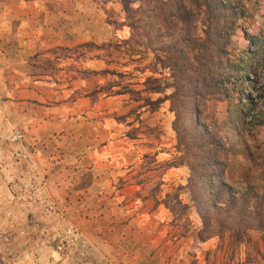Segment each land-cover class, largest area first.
Returning <instances> with one entry per match:
<instances>
[{
    "label": "rangeland",
    "instance_id": "1",
    "mask_svg": "<svg viewBox=\"0 0 264 264\" xmlns=\"http://www.w3.org/2000/svg\"><path fill=\"white\" fill-rule=\"evenodd\" d=\"M46 1L57 9L66 5ZM81 6L87 11L73 24L62 17L48 23L41 15L25 20L13 6L18 17L9 30L0 29V255L10 263L25 240L16 232H36L48 223L59 227L49 241L57 251L68 223L88 226L90 196L99 192L83 189L103 172L110 185L103 195L120 207L117 227L135 215L155 220L147 230L152 242L167 248L168 264H264V243L255 230L247 231L251 242L236 248L228 234L203 244L197 237L201 220L184 187L197 173L191 166L201 162L203 145L201 152L213 156L214 179L238 188L260 184L264 192V0H245L225 52L210 57V69L223 73L216 76L220 89L209 95V88L187 82L202 74L193 52L186 50L185 64L192 68L185 71L178 69L180 61L168 60L175 35L165 34L159 20L137 12L131 29L121 0H76ZM23 21L32 28L48 24L69 44L43 46ZM188 93L205 96L188 101ZM207 136L226 150L208 144ZM66 179H75L74 188L58 190ZM174 192L188 205L183 211L181 205L172 211ZM9 235L12 240L5 239ZM84 241V247L65 245L57 252L75 250L83 259Z\"/></svg>",
    "mask_w": 264,
    "mask_h": 264
},
{
    "label": "trees",
    "instance_id": "2",
    "mask_svg": "<svg viewBox=\"0 0 264 264\" xmlns=\"http://www.w3.org/2000/svg\"><path fill=\"white\" fill-rule=\"evenodd\" d=\"M244 2L245 0H121L125 13H128L126 18L131 29L136 27L137 20L133 19L137 12H140L141 15H149L159 20L165 34L175 35V42L168 46L172 52L167 58L175 62L180 61L178 69L185 71L192 68L185 64V59H188L186 50L194 53L193 58L200 62L197 72L202 74L200 77L193 75L188 77L187 82L196 87L202 84L209 88L207 95L215 94L220 89V79L216 76H222L223 73L221 67L213 71L210 69V57L214 54L221 57L225 52L224 45L235 33L239 19L244 16ZM174 94L171 96L174 97ZM204 96L205 94L188 93L185 98L189 101L193 97L203 99ZM195 108L198 112L199 107L196 105ZM245 113L243 109L241 114ZM196 124L197 128L201 126L198 120ZM203 128L205 135L209 134L206 126ZM207 137L208 144L213 146L217 144L221 147L212 136ZM202 148L203 145H198L201 162L191 166L197 173L196 175L192 173L184 186L189 190L190 201L193 202L195 212L201 220V227L197 232L198 239L202 242L215 235L222 239L228 234L232 239L230 244L236 248L245 239L251 242L247 231L255 230L261 233L260 238L264 243V192L260 191V184L250 188L244 182L243 186L238 188L223 177L214 179L213 168L210 167L213 166V162H210L213 156H210V153L206 154L207 150L201 152ZM220 150L226 149L222 145ZM253 199L254 202H251ZM170 201H175L172 211L178 209L180 205L182 211L188 206L181 204L177 192L171 194ZM255 248L259 253V247L256 245ZM260 255L264 256L263 253ZM0 264L9 263L0 255Z\"/></svg>",
    "mask_w": 264,
    "mask_h": 264
},
{
    "label": "crops",
    "instance_id": "3",
    "mask_svg": "<svg viewBox=\"0 0 264 264\" xmlns=\"http://www.w3.org/2000/svg\"><path fill=\"white\" fill-rule=\"evenodd\" d=\"M64 3L67 8L60 7V9H57V7H54L53 4L48 3L46 0H3V2H0V17H2L0 29L9 30L12 24L11 19L18 17L13 16L15 15L12 10L13 6H19L18 14L21 18L25 17V20L29 16L41 15L44 17L45 22L48 23L62 17L67 19L68 24H73L78 14H85L87 11L85 6L77 9L76 0H65ZM70 3L71 6L69 5ZM21 27L29 31H35L37 35L34 36H37L36 39L38 37L41 38L43 46H50L52 42L58 45L69 44L68 41H64L60 35L56 34L48 24L32 28L29 27L27 22L23 21ZM72 31L75 32V27L72 28ZM65 159V156L61 157L60 162ZM47 167L49 168L50 166ZM65 182L63 180L59 181L57 189L63 191L65 188H74L70 185L75 184V179L70 184L67 179ZM47 185L49 190L55 191L53 190L56 187V185L53 186L54 182H48ZM109 188L110 185L103 183V172H100V174L94 173L93 181L87 188L83 189L91 194L92 192H99V194L90 196V199H93L87 206L89 207L88 226L86 225L81 229L84 238L89 243L88 246L86 242V255L83 259L77 257L78 253L75 250L69 249L63 255L49 244L51 239L55 240L57 238L60 231L57 224L48 223L40 228L38 227L36 232H34V228L28 229L27 227L22 228L23 231L19 232L18 230L16 232L21 234L25 240L23 246L11 255L12 258L9 264H68V262L69 264H168L169 261H167L166 257L168 253L163 254L167 248L163 244L152 242L154 236L147 230L146 225L155 220H151L149 216L139 219L140 217L135 215L130 219H128L129 217L125 218L121 227H117L121 211L117 213L115 211L120 209V207L117 204L112 207V202H108L109 198L103 195V189L110 190ZM59 203L61 205V202ZM68 207H71V205H68ZM109 207L111 209H108ZM110 213L114 215L112 219L108 216ZM76 216L77 214H72L74 219H76ZM103 218L108 219L109 222H105ZM12 236L9 235L5 239L12 240ZM126 243L130 244L129 249L125 247ZM202 243L206 245L209 242L205 241Z\"/></svg>",
    "mask_w": 264,
    "mask_h": 264
},
{
    "label": "built area",
    "instance_id": "4",
    "mask_svg": "<svg viewBox=\"0 0 264 264\" xmlns=\"http://www.w3.org/2000/svg\"><path fill=\"white\" fill-rule=\"evenodd\" d=\"M65 245H75L77 247L85 246V241L81 230H79L72 223H68L65 230L63 231L61 240L58 242L56 246L57 251L63 250V247Z\"/></svg>",
    "mask_w": 264,
    "mask_h": 264
}]
</instances>
